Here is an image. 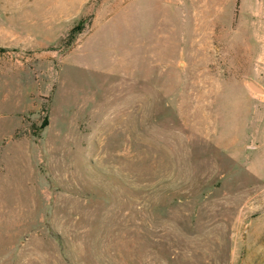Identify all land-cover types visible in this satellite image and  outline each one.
I'll return each instance as SVG.
<instances>
[{
	"label": "rangeland",
	"instance_id": "1",
	"mask_svg": "<svg viewBox=\"0 0 264 264\" xmlns=\"http://www.w3.org/2000/svg\"><path fill=\"white\" fill-rule=\"evenodd\" d=\"M237 9L0 0V264H264V9Z\"/></svg>",
	"mask_w": 264,
	"mask_h": 264
},
{
	"label": "crops",
	"instance_id": "2",
	"mask_svg": "<svg viewBox=\"0 0 264 264\" xmlns=\"http://www.w3.org/2000/svg\"><path fill=\"white\" fill-rule=\"evenodd\" d=\"M264 6L261 1H253L251 4V0H239V9H237V12L235 11L233 13V19H241L240 16H242V10H249L251 12L250 19H259L257 22H260V19L262 18V12H263ZM259 34V33H258ZM259 40L260 34H259ZM260 42L258 43V50L260 51ZM254 54H256L254 52Z\"/></svg>",
	"mask_w": 264,
	"mask_h": 264
},
{
	"label": "water",
	"instance_id": "3",
	"mask_svg": "<svg viewBox=\"0 0 264 264\" xmlns=\"http://www.w3.org/2000/svg\"><path fill=\"white\" fill-rule=\"evenodd\" d=\"M247 86L249 87L250 90H252L255 93H262V89L260 87H258L254 82L252 81H248L247 82Z\"/></svg>",
	"mask_w": 264,
	"mask_h": 264
},
{
	"label": "trees",
	"instance_id": "4",
	"mask_svg": "<svg viewBox=\"0 0 264 264\" xmlns=\"http://www.w3.org/2000/svg\"><path fill=\"white\" fill-rule=\"evenodd\" d=\"M47 125V121H46V119L43 121V125L41 126V127H43V126H46Z\"/></svg>",
	"mask_w": 264,
	"mask_h": 264
}]
</instances>
